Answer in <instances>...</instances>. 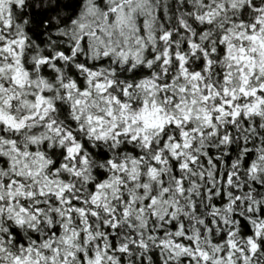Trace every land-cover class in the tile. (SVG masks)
I'll list each match as a JSON object with an SVG mask.
<instances>
[{"label": "snow or ice", "instance_id": "6c2138e0", "mask_svg": "<svg viewBox=\"0 0 264 264\" xmlns=\"http://www.w3.org/2000/svg\"><path fill=\"white\" fill-rule=\"evenodd\" d=\"M0 264H264V0H0Z\"/></svg>", "mask_w": 264, "mask_h": 264}]
</instances>
